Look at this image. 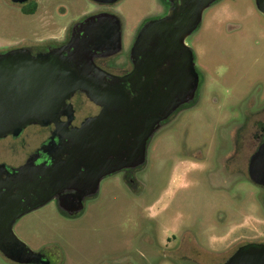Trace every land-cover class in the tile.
Here are the masks:
<instances>
[{
    "label": "rangeland",
    "instance_id": "obj_1",
    "mask_svg": "<svg viewBox=\"0 0 264 264\" xmlns=\"http://www.w3.org/2000/svg\"><path fill=\"white\" fill-rule=\"evenodd\" d=\"M122 21L135 31L144 19ZM186 44L207 73L221 63L231 76L228 69L218 82L209 77L200 103L154 135L137 174L140 193L116 178L75 221L63 220L53 202L18 220L13 231L30 249H49L60 264H222L264 231L262 193L244 160L213 156L218 129L244 120L243 93H264V18L254 0H221ZM0 264L14 263L0 254Z\"/></svg>",
    "mask_w": 264,
    "mask_h": 264
},
{
    "label": "water",
    "instance_id": "obj_2",
    "mask_svg": "<svg viewBox=\"0 0 264 264\" xmlns=\"http://www.w3.org/2000/svg\"><path fill=\"white\" fill-rule=\"evenodd\" d=\"M169 14L149 21L141 30L133 56L136 67L162 69L171 74L149 78L145 87L127 90L116 83L96 88L77 77L68 58L53 54L32 57L22 50L0 56V137L18 133L30 124L55 121L60 107L82 90L105 109L90 122L111 118L118 126H81L62 142L58 155L67 160L43 171L28 163L5 177L0 171V254L14 264H47L45 255L22 242L13 228L18 220L59 195L60 208L83 211L84 201L99 193L101 181L114 173L147 163L148 144L163 124L194 99L198 77L186 40L199 28L204 12L218 0H169ZM264 14V0H254ZM86 75L85 72L81 73ZM132 75H130L131 77ZM121 81V82H122ZM249 178L264 187V143L249 164ZM222 264H264V244L239 247Z\"/></svg>",
    "mask_w": 264,
    "mask_h": 264
},
{
    "label": "flooded vegetation",
    "instance_id": "obj_3",
    "mask_svg": "<svg viewBox=\"0 0 264 264\" xmlns=\"http://www.w3.org/2000/svg\"><path fill=\"white\" fill-rule=\"evenodd\" d=\"M220 2L221 0H218L209 9ZM172 6L169 0H0V11L3 10L0 16V56L17 50H22L32 57L53 54L58 58L70 59L75 64L72 70L77 77L92 82L96 88H103L105 84L123 85L122 80L129 77L128 82L131 85H127V90H130V86L134 89H142L152 75L157 78L162 75L169 76L171 69L166 65L163 70H152L142 66L143 64L136 67L135 62L140 63L143 58L141 55L135 58L133 48L143 27L149 21L165 18ZM257 11L264 18V14L258 9ZM204 14L201 25L193 34L202 27ZM127 15L141 17L144 22L135 31H128L122 21ZM189 48L193 54L194 68L198 77L194 99L180 107L161 129L166 128L165 125L180 112L194 108L200 103L202 93L211 84L208 82L209 77L218 82L224 75V70L228 69L227 75L231 76V66L222 67L221 63H215L212 72L207 73V68L201 65L195 46ZM219 69H222V74L217 73ZM83 72L86 75L82 76ZM244 76L245 73L241 78ZM212 91L216 92V90ZM243 99L242 111L245 115L243 122L218 129L217 148L213 156L222 159V162L243 159L249 178L250 161L264 143V93L260 87L253 92L251 90L244 92ZM104 109L103 106L93 102L86 92L77 90L60 107L55 121L30 124L18 133L0 137V171L4 173L3 177L16 173L28 163L46 171L56 163L67 160L66 155H58L60 146L81 126H118L110 120L111 118L101 122L86 123L88 120L98 118ZM145 166L123 170L105 177L100 183L99 193L87 198L84 201L83 211L78 214L60 208V197L70 194L68 191L62 192L58 199L51 202L55 204L57 213L63 220L75 221L85 212L87 202L101 194L105 182H113L116 178H120L130 191L135 193L139 190L140 193L141 182L137 174ZM220 171L221 174L225 173L223 168ZM255 186L262 193L261 214H264V187ZM249 243L264 244V231L255 236V240L247 241L239 247ZM49 251L47 248L40 250L45 255V262L60 264L51 257ZM189 251L191 254L194 250ZM175 252L177 254L180 250ZM180 256L183 259L187 257L182 253Z\"/></svg>",
    "mask_w": 264,
    "mask_h": 264
}]
</instances>
